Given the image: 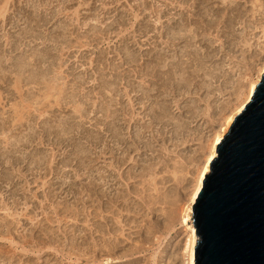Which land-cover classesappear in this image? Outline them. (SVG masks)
<instances>
[{"label": "rangeland", "instance_id": "374dc122", "mask_svg": "<svg viewBox=\"0 0 264 264\" xmlns=\"http://www.w3.org/2000/svg\"><path fill=\"white\" fill-rule=\"evenodd\" d=\"M263 63L264 0H0V264H189Z\"/></svg>", "mask_w": 264, "mask_h": 264}, {"label": "water", "instance_id": "95a60500", "mask_svg": "<svg viewBox=\"0 0 264 264\" xmlns=\"http://www.w3.org/2000/svg\"><path fill=\"white\" fill-rule=\"evenodd\" d=\"M194 204L196 264H264V74Z\"/></svg>", "mask_w": 264, "mask_h": 264}, {"label": "bare ground", "instance_id": "6f19581e", "mask_svg": "<svg viewBox=\"0 0 264 264\" xmlns=\"http://www.w3.org/2000/svg\"><path fill=\"white\" fill-rule=\"evenodd\" d=\"M37 59H38V57H37ZM24 65H25V63H24ZM26 66H28V65H25V68H26ZM23 71H24V69H23ZM35 71H37V70H35ZM258 72H259V74L257 75V77H255L254 79H252L248 83V86H247L246 91L244 93V97H242V99L239 101V103L236 106H234V109L231 111V113H228L226 115V117L224 118L225 119L224 120V125L219 130L215 131L212 144H211L210 149H209V151H208V153L206 155L205 161H204L203 165L201 166V169H200V172H199V175H198L197 185H196V187L194 189V192H192L193 194L191 195L192 196L191 197V204L189 206V209H187L188 212H186L184 217H183L184 224L187 225L188 229L191 232V248H190L189 264H196L195 249H196L197 243L199 241V237L197 235L196 227H195V224H194V210H193L194 204H195V202L197 200V197H198V195H199V193H200V191H201V189L203 187V183H204V180L206 178V174H209L211 172V163L218 156V151H217L218 144L223 140L225 135L228 133V131H229L231 125L233 124L236 116L240 112H242L244 110L246 104L251 100L255 90L257 89V86H258L259 82L262 80V76L264 74V63L259 68Z\"/></svg>", "mask_w": 264, "mask_h": 264}]
</instances>
